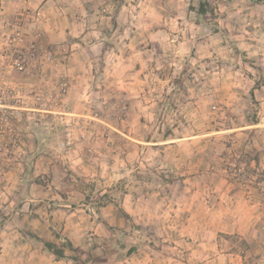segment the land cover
<instances>
[{
  "label": "rangeland",
  "instance_id": "374dc122",
  "mask_svg": "<svg viewBox=\"0 0 264 264\" xmlns=\"http://www.w3.org/2000/svg\"><path fill=\"white\" fill-rule=\"evenodd\" d=\"M28 1L0 264H264V0Z\"/></svg>",
  "mask_w": 264,
  "mask_h": 264
},
{
  "label": "built area",
  "instance_id": "2783aa9c",
  "mask_svg": "<svg viewBox=\"0 0 264 264\" xmlns=\"http://www.w3.org/2000/svg\"><path fill=\"white\" fill-rule=\"evenodd\" d=\"M16 66L23 68V61L17 59ZM19 110L6 103V97L0 95V189L4 187L11 171L15 168L18 158L15 156L21 147V134L14 119Z\"/></svg>",
  "mask_w": 264,
  "mask_h": 264
},
{
  "label": "trees",
  "instance_id": "16d2710c",
  "mask_svg": "<svg viewBox=\"0 0 264 264\" xmlns=\"http://www.w3.org/2000/svg\"><path fill=\"white\" fill-rule=\"evenodd\" d=\"M207 4L206 3H201V6H200V13H206L207 11ZM72 245V244H70ZM45 246L51 250L58 258H63L65 257V250L58 247L57 244L53 243V242H46L45 243Z\"/></svg>",
  "mask_w": 264,
  "mask_h": 264
},
{
  "label": "crops",
  "instance_id": "0c3cea01",
  "mask_svg": "<svg viewBox=\"0 0 264 264\" xmlns=\"http://www.w3.org/2000/svg\"><path fill=\"white\" fill-rule=\"evenodd\" d=\"M28 2L31 3L32 1L29 0ZM32 3H33V2H32ZM14 77H18V74H14ZM71 114H76V115H77V113H71ZM68 195H69V194H68ZM70 195H71V196H68V197H69V198H73V199H78V197H79V196L76 195V194H75V198L73 197L74 195H72V194H70ZM79 199H80V198H79ZM72 214H73V215H77L76 212H72ZM70 224H71V223H70ZM65 226H66V225H65Z\"/></svg>",
  "mask_w": 264,
  "mask_h": 264
}]
</instances>
